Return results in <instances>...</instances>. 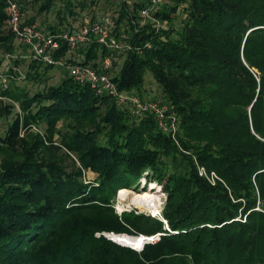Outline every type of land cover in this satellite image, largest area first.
Segmentation results:
<instances>
[{
  "label": "trees",
  "instance_id": "obj_1",
  "mask_svg": "<svg viewBox=\"0 0 264 264\" xmlns=\"http://www.w3.org/2000/svg\"><path fill=\"white\" fill-rule=\"evenodd\" d=\"M10 1L40 4L38 16L56 2L0 0V73L10 81L0 86V264H264V0H165L148 18L152 0H118L105 15L126 35L120 66L117 50L71 49L59 37L80 28L74 0L55 24L39 26L60 42L53 57L64 65L30 57L6 30ZM111 53L105 72L119 92L146 101L152 74L162 95L154 99L177 117L175 134L153 112L70 75V65L101 71ZM6 54L18 57L8 63ZM56 67L67 74L47 85ZM142 178L166 196L160 217L115 207L119 190L139 189ZM106 233L160 237L138 251Z\"/></svg>",
  "mask_w": 264,
  "mask_h": 264
},
{
  "label": "built area",
  "instance_id": "obj_2",
  "mask_svg": "<svg viewBox=\"0 0 264 264\" xmlns=\"http://www.w3.org/2000/svg\"><path fill=\"white\" fill-rule=\"evenodd\" d=\"M165 0H152L151 7L142 11V16L148 18L151 16L152 10L163 3ZM8 19L6 22V30L12 32L16 36V40L27 47L31 54L27 57L40 59L45 63L63 66V59L55 60L53 52L60 47V42L55 40L53 36L44 32L36 24H25L22 15L21 6L17 2L10 1L7 8ZM165 25V24H164ZM162 25V26H164ZM115 22L108 15L102 16L99 20L86 23L80 30L66 31L59 37L65 40L71 47L75 49L80 44L97 42L101 46H105L111 51H125L129 47L127 43L121 39H125L126 35L117 36L114 31ZM18 55L6 54L5 60L10 63ZM114 55L111 53L104 61L101 71L89 65H70L68 69L70 75L75 81L81 84H88L99 94H110L121 104H130L139 112L150 111L155 114L158 126L166 133L175 134L178 131V120L171 106L161 99L143 101L137 95L125 94L118 91L105 70L112 67V59ZM22 75L23 73L20 72ZM10 81L8 76L0 73V86L2 89H8ZM201 175L206 176L213 183L217 176L213 172L210 176L204 167H199ZM165 196V194H164ZM166 198V196H165ZM154 239V240H153ZM159 235L152 237L151 242L158 240Z\"/></svg>",
  "mask_w": 264,
  "mask_h": 264
},
{
  "label": "rangeland",
  "instance_id": "obj_3",
  "mask_svg": "<svg viewBox=\"0 0 264 264\" xmlns=\"http://www.w3.org/2000/svg\"><path fill=\"white\" fill-rule=\"evenodd\" d=\"M81 1L84 0H74V4L75 6V12H77V19L76 21H74V26H79V29H75L76 31L80 30L87 22H92V21H96L99 20L102 16H104L105 14L111 13L113 15H115V10L117 8H115V4H117L119 1L118 0H110L107 2H100L98 5H92L90 3V0L86 1V9L82 10L81 7L79 6V3ZM85 2V1H84ZM66 1L65 0H56L54 8L52 9V12L47 14L44 13L41 16H38V12H39V8H40V4L33 6L29 3H25L22 2L21 5L23 6L22 9V14H23V18L24 20H28L31 17H35L36 21L35 24H37L38 26H41L44 30H46V25L45 22L48 24H55L57 21V15L60 9L63 8V6L65 5ZM182 14L179 13L178 14V20L176 22V25L178 26L180 24V20H181ZM73 20L72 17H69L68 20ZM86 20V21H85ZM86 23H85V22ZM76 23V24H75ZM84 23V25H82ZM82 25V26H81ZM122 51H119V53L117 52L115 57V60L118 62H122L123 59L122 58ZM1 57H4V54L0 52ZM28 62V61H27ZM113 65V64H112ZM118 65L120 66V64L118 63ZM119 66H116L117 68H114V70L112 71V73H115L117 71V69L119 68ZM25 72L28 70V63H24L22 64L21 67ZM67 69L62 68V67H56L54 68L52 71H50L48 77V81H47V85H56L58 84L61 79L64 78V76L67 74ZM146 79H147V83L145 85L144 88V92H142V97L143 99L147 100H153V96L157 97V98H161V90L158 86V83L153 79V76L151 73H147L146 75ZM16 84L20 85V86H28V88H30V90H35L39 87H41V89L44 88V85H37L34 82H29V81H22V82H17ZM152 96V97H151ZM1 128H0V132H3L6 125L4 123H0ZM63 126V122H61L59 124V127ZM63 157L65 159H67V155L63 154ZM73 158H75L73 156ZM95 178V176L91 173V172H87L86 174V180H93ZM154 182H148L147 179H143L140 181V188L139 189H130L132 191L133 194H140V193H145L148 192L150 193L153 198L156 200L157 203L160 204V208H161V212H162V208L164 206L165 203V196L163 192H160V186L153 184ZM120 191V190H119ZM133 194H130V196H133ZM122 202V203H121ZM127 203V204H126ZM115 207L117 209V211L119 213H122L124 211H137L139 213H145V214H151V215H155L156 217H160L159 215L161 214H154V213H150L149 211L146 210H142L140 208H138L137 206L134 205H129L128 202L126 201H120L119 200V192H118V196L115 202ZM151 242V241H150Z\"/></svg>",
  "mask_w": 264,
  "mask_h": 264
},
{
  "label": "bare ground",
  "instance_id": "obj_4",
  "mask_svg": "<svg viewBox=\"0 0 264 264\" xmlns=\"http://www.w3.org/2000/svg\"><path fill=\"white\" fill-rule=\"evenodd\" d=\"M130 194H133L130 189H121L119 191V200L126 201L128 202L129 205L137 206L138 208L149 211L150 213L152 212L154 214H158L161 212L160 204L156 202V200L153 198V196L150 193L148 192L140 193V194L136 193V194H133V196H130ZM159 216H161V214ZM107 236L115 239L116 241L122 244H128L137 249L141 248L142 243H143L142 238L136 239V238L126 237V235L121 236V235H114V234L112 235L107 234Z\"/></svg>",
  "mask_w": 264,
  "mask_h": 264
},
{
  "label": "water",
  "instance_id": "obj_5",
  "mask_svg": "<svg viewBox=\"0 0 264 264\" xmlns=\"http://www.w3.org/2000/svg\"><path fill=\"white\" fill-rule=\"evenodd\" d=\"M107 234L108 235H110V234H114V233H106L105 234V236L107 237V238H109V236H107ZM114 235H121V236H125L126 234H114ZM126 237H130V238H136V239H140V238H142L143 240V243H142V246H141V248H139V249H137V248H135V247H133V246H131V245H128V244H121V245H123V246H129V247H133V248H135V249H137L138 251H141L142 249H143V247H144V245L145 244H147V243H150V241L152 240V237H149V236H144V235H142V236H129V235H126ZM160 237V236H159ZM110 240H113V239H111V238H109ZM114 242H116L115 240H113ZM117 243V242H116ZM120 244V243H119Z\"/></svg>",
  "mask_w": 264,
  "mask_h": 264
},
{
  "label": "crops",
  "instance_id": "obj_6",
  "mask_svg": "<svg viewBox=\"0 0 264 264\" xmlns=\"http://www.w3.org/2000/svg\"><path fill=\"white\" fill-rule=\"evenodd\" d=\"M151 97H152V96H151ZM152 98L154 99V98H156V96H155V97L153 96Z\"/></svg>",
  "mask_w": 264,
  "mask_h": 264
},
{
  "label": "clouds",
  "instance_id": "obj_7",
  "mask_svg": "<svg viewBox=\"0 0 264 264\" xmlns=\"http://www.w3.org/2000/svg\"><path fill=\"white\" fill-rule=\"evenodd\" d=\"M160 192H161V189H160ZM153 216H155V215H153Z\"/></svg>",
  "mask_w": 264,
  "mask_h": 264
}]
</instances>
